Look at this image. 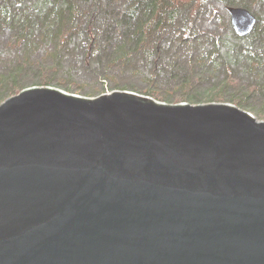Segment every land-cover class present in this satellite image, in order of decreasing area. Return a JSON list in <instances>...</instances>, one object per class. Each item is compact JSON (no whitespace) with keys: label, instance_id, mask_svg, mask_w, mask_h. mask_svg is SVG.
Returning <instances> with one entry per match:
<instances>
[{"label":"water","instance_id":"obj_1","mask_svg":"<svg viewBox=\"0 0 264 264\" xmlns=\"http://www.w3.org/2000/svg\"><path fill=\"white\" fill-rule=\"evenodd\" d=\"M0 264H264V120L22 90L0 104Z\"/></svg>","mask_w":264,"mask_h":264},{"label":"trees","instance_id":"obj_2","mask_svg":"<svg viewBox=\"0 0 264 264\" xmlns=\"http://www.w3.org/2000/svg\"><path fill=\"white\" fill-rule=\"evenodd\" d=\"M115 1L0 0V35L1 30L6 29V26L12 29L9 31L10 40L8 39L9 41L0 48V63L5 56L4 61L7 66L3 69L0 64V104L26 89V83L21 77L29 68H36L39 86H55L69 93H81V88L88 87L87 83L72 84L74 75L71 69L64 70L58 62L59 54L66 51L64 47L68 43L79 44L86 55H89V50L93 48L92 54L97 63L93 66L89 65L90 71L101 75L100 79L103 82L114 83L116 78L127 70L137 74V71H134L137 67L135 58L143 56V59L155 60L166 54L167 49L164 48V44L172 39L174 44L184 41L186 47L183 54L187 56L189 61L187 65L191 67L190 72L188 71L189 76L182 78L171 88L173 94L180 93V96L174 98L175 102L196 103L190 97L192 90L203 77L194 76V67L205 74L209 67L217 69L221 64L226 67L230 63L233 66L247 65L250 72L260 73L255 87L249 89L250 92L241 96H227L220 88L203 97L201 102L231 104L255 114L257 119L264 120V112L243 107L249 94L256 91L264 94V11L259 12L257 24L246 36L240 37L232 32L224 36L218 32L204 35L192 33V36H196L193 39L197 42H200L199 35H202L201 41L207 40L208 44L203 45L185 40L189 35L187 22L192 21V16L200 5L209 0H120L124 2L121 7H118ZM235 1L238 0H215L213 6L218 5L219 2ZM259 1L264 9V1ZM210 6L208 5V8L213 12L214 8ZM100 19L109 25V30L103 25L98 31L96 27L97 24H101ZM101 32L105 36L104 42L98 43L102 39L98 37ZM189 41L191 44L188 43ZM102 44L105 46L101 48ZM131 46L133 47L130 48ZM104 48H107L106 54L110 53V58L100 63L97 54ZM218 56L222 59L221 64L215 63ZM230 57H233L232 62ZM245 61L247 64H244ZM62 72L66 77L58 80V75ZM149 76L150 79L147 81L154 78ZM99 83L100 81L97 80L96 84L93 82V87L96 88H89L90 91L83 94L92 97L97 93L107 92L105 86L101 88L102 91L97 90ZM233 83V80L227 79L225 85L229 86ZM142 93L159 101L166 99L150 90Z\"/></svg>","mask_w":264,"mask_h":264},{"label":"rangeland","instance_id":"obj_3","mask_svg":"<svg viewBox=\"0 0 264 264\" xmlns=\"http://www.w3.org/2000/svg\"><path fill=\"white\" fill-rule=\"evenodd\" d=\"M264 0H262L263 2ZM117 2V3H116ZM116 5L118 7L123 6L124 2H121L120 0L115 1ZM213 3H215V0H209L207 3H203L200 5L198 10L195 12V15L192 16V21H188L189 23V35L185 38V40H190L194 44H200L203 43V45H207V40L201 41L202 35L205 33L212 34L217 33L221 34V36H224V34L228 32L234 31L232 29L231 20L229 17V13L227 11V8H240L243 9L247 8L251 12L255 13L256 16L259 15V12L264 11L262 5L260 4L259 0H238L235 2H219L218 5L213 6ZM259 3V4H256ZM208 5H211L210 7L214 8V11H210L208 8ZM243 5V6H242ZM260 16V15H259ZM107 17V16H106ZM221 17V18H219ZM109 18V16L107 17ZM104 19V17H103ZM101 24H97L98 27H96L99 31V28H104L106 30H109V25H106L104 22ZM6 29L1 30L0 35V48L1 45H5L7 41L10 40L11 34L9 31L12 29L8 26L5 27ZM102 31V30H101ZM192 33H197L202 35L198 36V40L200 42H197L195 39L196 36H192ZM87 35H89V32H87ZM100 39V42L103 43L105 36L103 35V32H101L98 36ZM77 38V37H76ZM9 39V40H8ZM78 39V38H77ZM80 39V38H79ZM120 39V38H118ZM117 40V38H116ZM172 39H169L167 43L164 44V48H166V54H162L161 57H158V59H149L146 60L143 59V56H138L139 58H135L137 61V67L136 70L137 74L135 72L127 70L125 73H122L121 76L117 77L115 82L113 81H102L100 79L102 76L98 73H93L89 69V65L93 66L97 63L95 61V57H93V48L89 50V55H86V52L84 49L79 47V44H67L66 47H64V50L62 51L61 55L59 54L58 62L61 63L62 68L64 70L71 69L72 74L74 75V82L72 84H84L87 83L88 87L81 88V93H69L66 92L63 88H58L55 86H39L37 85V79H38V72L36 68L27 69L25 73H23L21 79L24 83H26V88L30 89L33 87H46L51 88L57 91H60L62 93H66L70 96H75L78 98H84V99H92L94 96H85L87 92H89V88H96L93 87V82L96 84V80L100 83L97 86V90L100 92L102 91L101 88L104 86L108 91H128L135 94L144 95L152 100H155L157 102H164V103H182V102H175L174 98L180 96V93L173 94L172 87L177 84L178 81H181L182 78H186L189 76V72L191 67H189L187 64V56L183 54V51L186 46H184V41H180L179 44H174L172 42ZM190 41L188 43H190ZM191 44V43H190ZM210 44V42H209ZM105 45H101V48ZM209 46V45H208ZM211 46V44H210ZM131 46L130 48H132ZM182 50H181V49ZM106 49L104 48L101 50L100 53H98V58L100 63H103L107 61L110 58V53L106 54ZM203 57V56H201ZM5 56L2 59L1 68H7L5 65ZM12 59V58H10ZM233 57H230L231 62ZM50 61V60H48ZM222 59L217 57L216 62L221 64ZM51 64V63H49ZM244 64H247L246 61ZM0 68V69H1ZM88 68V69H87ZM2 69V71H3ZM229 73H227V71ZM231 70V71H230ZM189 71V72H188ZM194 76L197 77H203L202 81L195 87L194 90H192L191 99L194 100L196 103H189L184 102L187 104H203L201 102L202 98L207 96L209 93H213L216 90L222 88V90L225 92V95L227 96H241L245 93L250 92L249 89L255 87V84L257 83V80L260 77V73L250 72L248 70V66H242V64H238L237 66H233V64H228L226 67L224 64H221L217 69H212L209 67V70L207 73L203 74L201 70L194 67ZM249 71V72H248ZM131 72V73H130ZM227 73V74H226ZM154 77L151 81H147L150 79V76ZM65 73L62 72L58 75V80L65 78ZM230 79L233 80L234 83L231 85H225L226 80ZM68 84V83H67ZM80 88V86H79ZM145 90H150L152 92L158 93L159 96L165 97L166 99L163 101H159L149 95H145L142 93ZM264 94L256 91L255 93L249 94V97L245 101V105L243 106L245 109L252 108L256 111L264 112ZM226 104V103H223ZM251 114V113H250ZM255 118L257 116L255 114H251Z\"/></svg>","mask_w":264,"mask_h":264},{"label":"flooded vegetation","instance_id":"obj_4","mask_svg":"<svg viewBox=\"0 0 264 264\" xmlns=\"http://www.w3.org/2000/svg\"><path fill=\"white\" fill-rule=\"evenodd\" d=\"M228 8H230V7H228ZM228 8H227V11H228ZM240 8H242V7H240ZM243 9L247 10L249 13H251V14L255 17V19H256V24H257V22H258L257 20H258V19H257L256 14L253 13V12H251V11H250L249 9H247V8H244V7H243ZM228 13H229V11H228ZM229 17H230V14H229ZM230 20H231V17H230Z\"/></svg>","mask_w":264,"mask_h":264}]
</instances>
